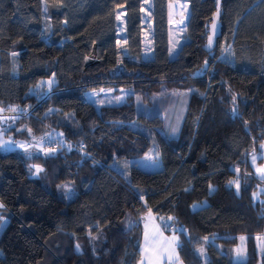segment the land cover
<instances>
[{"label":"trees","instance_id":"16d2710c","mask_svg":"<svg viewBox=\"0 0 264 264\" xmlns=\"http://www.w3.org/2000/svg\"><path fill=\"white\" fill-rule=\"evenodd\" d=\"M168 1L150 0L146 56L143 0H0V105L30 143L0 148V264H136L148 212L171 217L184 264H264V206L246 178L264 141V0H220L210 52L217 1L183 0L171 48ZM103 88L131 94L84 97ZM163 88L194 89L176 126L155 109ZM151 150L159 169L123 166Z\"/></svg>","mask_w":264,"mask_h":264},{"label":"rangeland","instance_id":"374dc122","mask_svg":"<svg viewBox=\"0 0 264 264\" xmlns=\"http://www.w3.org/2000/svg\"><path fill=\"white\" fill-rule=\"evenodd\" d=\"M150 0H143L142 7V21L145 24L146 28L143 32V46H144V54L146 56L149 55L148 46V31L150 28L149 22V8H150ZM188 5L183 2V0H170L167 2V26L169 30V42L170 48L174 41L178 42L180 32L184 30L187 17H188ZM121 17L122 14H117V29L118 33H121ZM194 89H161L155 96L159 97L155 103V109L163 112L164 120L170 126H176L180 122V118L182 115V106L185 105L186 99L189 97L191 92ZM131 93L124 89H119V91H115L112 88H103L88 91L85 93L84 97L87 100H90L96 107L112 105L117 102L124 101L128 95ZM145 104V103H144ZM11 109H15L12 111ZM19 111L16 108L7 106L2 107L0 105V141H8V145L3 147L2 149H20L25 150L29 147L30 143L22 141L20 139H14L12 137L13 133L10 131L11 128L16 123ZM20 127V126H19ZM16 131H19L17 128ZM17 134V133H16ZM59 134L56 133V136ZM22 145V146H21ZM40 143L36 145L37 149H41ZM264 141L260 142V144L253 150L248 157L249 162V175L246 178L251 179L255 178V187L253 190V199L260 204H262V208L264 206ZM153 151L151 150L148 154L141 157L131 158L128 160L122 161L123 166H136L144 171H154L160 168V162L158 159L154 158ZM255 156V160L253 157ZM146 157H151V160L146 159ZM116 162L112 163V167L119 168ZM243 172L241 170H236L235 181L237 184H233L236 190H239L243 179ZM233 180V181H234ZM249 181V180H248ZM58 192H60L61 197L65 200H70L74 191L69 184H63L58 188ZM198 206L194 205L193 208L196 209ZM4 217L3 211L0 208V219ZM5 221L4 218L2 219ZM142 234L139 240V259L136 264H143L141 255H153L154 263L155 261H162V264H184L182 260L179 258L177 247H175V251H172V246L169 244L172 237H176L174 234V229L172 228V223L169 218L166 217H155L151 214H145L140 219ZM162 234L163 237H159ZM243 240L239 239L238 251L242 252L244 250ZM157 246L156 252L153 253L154 247ZM231 249L228 251V257H230ZM1 255V252H0ZM145 258V257H144ZM163 261H165L163 263Z\"/></svg>","mask_w":264,"mask_h":264},{"label":"snow or ice","instance_id":"6c2138e0","mask_svg":"<svg viewBox=\"0 0 264 264\" xmlns=\"http://www.w3.org/2000/svg\"><path fill=\"white\" fill-rule=\"evenodd\" d=\"M45 11H47V9H45ZM212 29H213V32L215 33V30H216V24H215V21H213V24H212ZM208 45L209 47L212 45V36H209L208 37ZM49 83H51V81H49ZM12 111H15V109H11ZM178 129L176 128H173L172 131L173 132H176ZM8 141H0V148H3V147H6L8 145ZM22 146V145H21ZM261 147H264V145H261ZM146 159L148 160H151L152 158L151 157H146ZM253 160H255V156L253 157ZM39 171H42V169H40L39 167H37V172ZM261 171H264V170H261ZM229 183H232V184H237V187L239 186L238 185V182L237 181H230ZM4 205L3 204H0V208H3ZM171 219V217L169 218ZM259 238V237H258ZM205 239H207V237H205ZM245 239L244 237H241V240ZM169 244L172 246V251L174 252L175 251V247H178L179 244H178V240L176 237H172L171 241H169ZM203 251V249H201V252Z\"/></svg>","mask_w":264,"mask_h":264},{"label":"water","instance_id":"95a60500","mask_svg":"<svg viewBox=\"0 0 264 264\" xmlns=\"http://www.w3.org/2000/svg\"><path fill=\"white\" fill-rule=\"evenodd\" d=\"M216 1H217L216 11L214 12V14L212 16L211 23L208 24V36H207V39H206V43L202 46V49L205 52H210L214 48L216 38L219 36V34H218V30H219L218 18H219V5H220V0H216ZM213 21H215V24H216L215 33L213 32V29H212ZM209 36H212V45L210 47L208 45V37Z\"/></svg>","mask_w":264,"mask_h":264},{"label":"crops","instance_id":"0c3cea01","mask_svg":"<svg viewBox=\"0 0 264 264\" xmlns=\"http://www.w3.org/2000/svg\"><path fill=\"white\" fill-rule=\"evenodd\" d=\"M147 214V213H146ZM148 214H151L150 212H148ZM152 215V214H151ZM154 216V215H153ZM160 237H163L162 234L159 235L158 238ZM157 250V246L154 247L153 249V253L156 252ZM145 257V258H144ZM141 258H142V263L143 264H162V261H155L154 263V256L151 254V255H147V254H144V256L141 255ZM165 261H163L164 263Z\"/></svg>","mask_w":264,"mask_h":264}]
</instances>
